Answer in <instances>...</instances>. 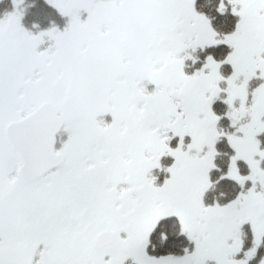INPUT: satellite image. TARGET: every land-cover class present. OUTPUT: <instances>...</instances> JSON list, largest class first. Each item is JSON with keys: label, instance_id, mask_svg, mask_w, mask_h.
Instances as JSON below:
<instances>
[{"label": "snow or ice", "instance_id": "1", "mask_svg": "<svg viewBox=\"0 0 264 264\" xmlns=\"http://www.w3.org/2000/svg\"><path fill=\"white\" fill-rule=\"evenodd\" d=\"M47 2L46 54L0 19V264H264V0Z\"/></svg>", "mask_w": 264, "mask_h": 264}, {"label": "trees", "instance_id": "2", "mask_svg": "<svg viewBox=\"0 0 264 264\" xmlns=\"http://www.w3.org/2000/svg\"><path fill=\"white\" fill-rule=\"evenodd\" d=\"M22 2V5L24 6H21L24 9L22 15H20V23L25 26L26 30L34 33L36 29L45 30L53 25L60 27L65 26L66 19L62 15H60L59 12H57L56 10L54 11L52 7L46 4L43 0H23ZM5 4L8 3H1L0 6H3ZM203 9L212 13L214 11V0H203ZM8 10L11 11L12 9L10 8ZM3 18H6V14L4 10H1L0 19ZM223 151L224 150H222L221 156L219 157L221 165L223 164V161L225 159ZM221 191H224L222 187H213L209 190V195L212 198H218ZM242 235L243 238L247 239L246 232H244L243 229ZM261 251L264 252V248H262Z\"/></svg>", "mask_w": 264, "mask_h": 264}, {"label": "rangeland", "instance_id": "3", "mask_svg": "<svg viewBox=\"0 0 264 264\" xmlns=\"http://www.w3.org/2000/svg\"><path fill=\"white\" fill-rule=\"evenodd\" d=\"M10 1V2H9ZM23 0H8L6 1L8 4H5L3 6H0V12L1 10H4L5 14H6V17L8 16V14H12L13 17H16L18 16L19 17V21H20V15H22L23 13V7L24 5H22V2ZM46 4H48L49 6H51L47 0H43ZM6 2H2V3H6ZM10 3V4H9ZM1 5V4H0ZM22 5V6H21ZM26 7V6H25ZM52 9L57 12H59L56 8H54L53 6H51ZM12 9L11 11L8 10V9ZM86 8V5L84 4H80L78 6H73L72 8H66L64 13L61 14V12H59L60 15H62L66 21H65V26L63 27H60V26H56L57 29H59L60 31H63L65 27H67L69 25L70 22L74 21L75 19H78L79 18V15L81 14L82 10H84ZM19 21H18V25H19V28L21 26V24H19ZM56 24V23H55ZM23 32L27 33L26 31H24L22 28H20ZM36 34V36H33L35 39L32 41V47H33V50L35 51V47L37 45H43L44 44H47L48 43V40L49 41H53L56 43V40L55 38L49 34V33H46L44 29L41 30V33L39 35L38 33V29L35 30L34 32ZM33 33V34H34ZM44 34V37L42 38L41 35ZM32 36V35H31ZM51 42H50V45H51ZM49 45V46H50ZM38 53V52H37ZM159 174V173H158Z\"/></svg>", "mask_w": 264, "mask_h": 264}, {"label": "flooded vegetation", "instance_id": "4", "mask_svg": "<svg viewBox=\"0 0 264 264\" xmlns=\"http://www.w3.org/2000/svg\"><path fill=\"white\" fill-rule=\"evenodd\" d=\"M20 28H22L24 31H26L27 33L26 34H29V35H32V36H36V34L34 33H29L25 26H20ZM41 33V30H38V33ZM39 33V35H40ZM41 37L43 38L44 37V34L41 35ZM50 42L48 40V43L47 44H44L43 45H37L35 47V52L39 53V54H46L49 52V50H54V46L56 45V43L54 42V40L51 42V45H50ZM50 45V46H49ZM57 79L58 80H63V74L62 73H58L57 74ZM71 135V129L65 125H63L61 123V128L59 130V132L56 134L55 136V144H54V151H57L59 152L62 148H64L66 142L69 140V137Z\"/></svg>", "mask_w": 264, "mask_h": 264}, {"label": "water", "instance_id": "5", "mask_svg": "<svg viewBox=\"0 0 264 264\" xmlns=\"http://www.w3.org/2000/svg\"><path fill=\"white\" fill-rule=\"evenodd\" d=\"M6 1H7V0H0V4H1L2 2H6ZM60 128H61V124H58L57 127H56V129H55V131H54V133H53V145H52L53 150H54V144H55V136H56V134L59 132Z\"/></svg>", "mask_w": 264, "mask_h": 264}]
</instances>
